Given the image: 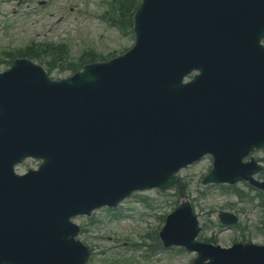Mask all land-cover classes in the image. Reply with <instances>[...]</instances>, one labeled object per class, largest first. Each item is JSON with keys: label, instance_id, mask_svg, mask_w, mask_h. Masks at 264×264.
<instances>
[{"label": "water", "instance_id": "95a60500", "mask_svg": "<svg viewBox=\"0 0 264 264\" xmlns=\"http://www.w3.org/2000/svg\"><path fill=\"white\" fill-rule=\"evenodd\" d=\"M134 19L135 47L108 64L62 83L26 61L0 76V264H84L72 216L173 186L206 153L218 181L258 171L242 159L264 147V0H143ZM29 157L43 164L16 176ZM194 234L171 238L196 264H264V248L236 257Z\"/></svg>", "mask_w": 264, "mask_h": 264}, {"label": "rangeland", "instance_id": "374dc122", "mask_svg": "<svg viewBox=\"0 0 264 264\" xmlns=\"http://www.w3.org/2000/svg\"><path fill=\"white\" fill-rule=\"evenodd\" d=\"M107 2L109 0H0V72L8 68V60L1 57L3 51H14L32 42L65 44L73 60L86 50H93L105 59L124 52L133 44L132 33L130 30L122 33L101 19L107 11ZM70 75L69 69L60 67L49 74L55 80ZM254 157L263 160L264 167V151ZM210 166L211 160L206 157L179 173L187 183L186 193L204 238L215 239L221 247L246 242L264 245L261 196L257 191L242 188L251 199L241 200L234 191L201 186L200 179ZM27 168L35 169L36 162L28 160L17 166L16 172L22 174ZM138 197L147 198L146 204L139 203ZM177 201L180 202L176 190L149 191L126 200L112 212L102 209L90 218L77 217L74 222L83 228L79 238L92 251L88 264H190L194 255L177 249L146 254L145 248H132L134 243H150L162 226L161 218L175 208ZM219 211L237 215L238 224L231 228L219 227Z\"/></svg>", "mask_w": 264, "mask_h": 264}]
</instances>
